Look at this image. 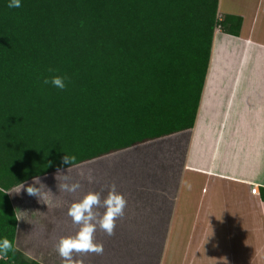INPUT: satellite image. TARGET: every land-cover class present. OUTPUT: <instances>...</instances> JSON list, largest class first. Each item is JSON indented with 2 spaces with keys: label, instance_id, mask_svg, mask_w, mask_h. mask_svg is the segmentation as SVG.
<instances>
[{
  "label": "trees",
  "instance_id": "16d2710c",
  "mask_svg": "<svg viewBox=\"0 0 264 264\" xmlns=\"http://www.w3.org/2000/svg\"><path fill=\"white\" fill-rule=\"evenodd\" d=\"M8 3L0 0V240L7 237L15 251L0 264H44L16 247L19 220L8 193L58 168L66 172V155L100 175L76 193L60 192L54 204L65 200L70 208L89 192L103 200L112 184L127 200L113 236L97 226L103 255L74 254V261L152 264L139 252L157 251L177 192L165 173L174 141H162L194 128L215 31L239 36L243 19L219 20V0H21L18 9ZM65 74L63 91L43 83ZM169 182L176 191H168Z\"/></svg>",
  "mask_w": 264,
  "mask_h": 264
},
{
  "label": "crops",
  "instance_id": "0c3cea01",
  "mask_svg": "<svg viewBox=\"0 0 264 264\" xmlns=\"http://www.w3.org/2000/svg\"><path fill=\"white\" fill-rule=\"evenodd\" d=\"M218 13L243 25L239 36L215 31L195 126L166 157L167 180L177 186L168 223L180 201L181 216L194 219L187 245L194 234L202 263L264 264V0H219ZM18 229L24 252L21 220Z\"/></svg>",
  "mask_w": 264,
  "mask_h": 264
},
{
  "label": "rangeland",
  "instance_id": "374dc122",
  "mask_svg": "<svg viewBox=\"0 0 264 264\" xmlns=\"http://www.w3.org/2000/svg\"><path fill=\"white\" fill-rule=\"evenodd\" d=\"M218 19L221 18L218 15ZM220 27L216 29L219 30ZM166 141L178 143V137L172 138L170 140L162 141V145ZM168 142V143H169ZM133 152V151H132ZM84 173L85 176L91 172V169L86 168L85 166H80L75 168L70 173L68 171L64 174H69L70 180L69 183L87 181L85 178H82L81 173ZM93 175H100L91 172ZM72 175H75L73 178ZM56 176V174L49 176L47 178L41 179L42 183L46 185L48 190L49 183L51 181L49 178ZM78 176V177H77ZM48 180L47 182H44ZM33 182L25 184V189L22 190L19 194L11 192L12 200L15 205L17 214L20 220L23 223L25 234H21V238H25L27 243L24 242L21 238L19 240L20 248L24 249V254L29 260H36L44 264H64V261L60 257L57 251V245L59 240L62 237H69L71 233L76 235L80 226L73 223L72 218L65 217L68 214L69 208L62 206L65 205V200L60 201V205L54 204V197L60 193L58 187L53 188V196L48 195V205L44 201H39L35 197H31L27 194L26 188L31 186ZM46 183V184H45ZM39 187V185H36ZM52 187V186H51ZM165 194V192H164ZM179 199V198H178ZM54 200V201H53ZM176 201V199H175ZM178 215L175 218L174 226L171 225L170 221L167 226H163V230L160 233V241L157 245V251L153 252L147 249H141L139 254H143L148 257V263L152 264H204L202 263L199 256L194 252L195 245V236L193 234L192 239L190 240V246L187 245L188 235L190 234L191 227L193 225V217L181 216V204L178 202ZM175 211L173 208L172 217L174 216ZM188 214V213H187ZM63 220V221H62ZM65 220H69L71 224L67 223ZM173 220V218H172ZM64 225V233L62 235V230L59 232V228ZM189 225V226H188ZM188 226V229H187ZM27 232V233H26ZM72 234V235H73ZM197 241V240H196ZM198 242V241H197ZM26 243V244H24ZM206 247H210V240L206 243ZM209 245V246H208ZM188 246V247H187ZM129 251L134 252V248L130 245ZM109 256H119L120 255H111Z\"/></svg>",
  "mask_w": 264,
  "mask_h": 264
},
{
  "label": "clouds",
  "instance_id": "9594fccd",
  "mask_svg": "<svg viewBox=\"0 0 264 264\" xmlns=\"http://www.w3.org/2000/svg\"><path fill=\"white\" fill-rule=\"evenodd\" d=\"M8 7L11 9L22 7L21 0H9ZM53 71L57 70L49 68V72ZM68 82H70V77L66 74L64 76L54 75L51 78H45L43 81L45 85L50 84L61 91L67 88ZM62 163L64 165H71V167L67 169L68 173H70L73 168L79 167L76 163L75 156H64ZM50 166L51 164L47 165V167ZM81 176L82 178H86L88 183L94 181L91 172L86 176L82 172ZM55 178L59 182L57 187L60 192L76 193L82 187L79 182L69 183L70 176L64 174L63 168L57 169ZM61 181L64 182L62 183ZM26 183L27 181L20 183L17 188L12 190L13 193L19 194L25 189ZM36 185H39V187ZM188 187L190 188L191 186L188 185ZM26 192L29 196L37 198L40 202L44 201L48 205V195L51 192L47 190L46 185L41 182L39 176L33 178V183L26 188ZM126 206L127 200L123 194L117 192L115 184L111 185L107 197L103 200L101 198V193L89 192L82 200L73 203L68 210V215L72 218L73 223L79 225L80 228L75 236L62 237L58 242L57 251L64 261V264H83L82 261H74V254L103 255V244L95 241L97 226L108 236H113L117 226L116 221L124 216ZM100 208L105 209L102 215L97 211ZM17 220H20L19 216H17ZM16 230L19 231L18 228ZM14 251V244L7 237L0 240V259L7 258L8 254L10 252L14 253Z\"/></svg>",
  "mask_w": 264,
  "mask_h": 264
},
{
  "label": "built area",
  "instance_id": "2783aa9c",
  "mask_svg": "<svg viewBox=\"0 0 264 264\" xmlns=\"http://www.w3.org/2000/svg\"><path fill=\"white\" fill-rule=\"evenodd\" d=\"M251 192H252L253 194H259V188H258V186H254V187L252 188Z\"/></svg>",
  "mask_w": 264,
  "mask_h": 264
}]
</instances>
